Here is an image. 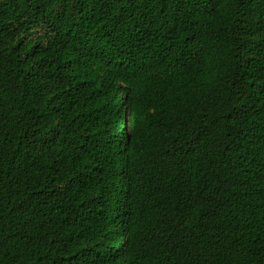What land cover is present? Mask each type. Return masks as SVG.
<instances>
[{"label": "trees", "instance_id": "obj_1", "mask_svg": "<svg viewBox=\"0 0 264 264\" xmlns=\"http://www.w3.org/2000/svg\"><path fill=\"white\" fill-rule=\"evenodd\" d=\"M0 264H264V0H0Z\"/></svg>", "mask_w": 264, "mask_h": 264}]
</instances>
